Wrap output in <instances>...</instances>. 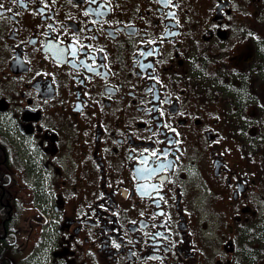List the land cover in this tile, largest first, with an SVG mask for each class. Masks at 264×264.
<instances>
[{"label":"flooded vegetation","instance_id":"af4514ba","mask_svg":"<svg viewBox=\"0 0 264 264\" xmlns=\"http://www.w3.org/2000/svg\"><path fill=\"white\" fill-rule=\"evenodd\" d=\"M264 0H0V264H264Z\"/></svg>","mask_w":264,"mask_h":264},{"label":"rangeland","instance_id":"374dc122","mask_svg":"<svg viewBox=\"0 0 264 264\" xmlns=\"http://www.w3.org/2000/svg\"><path fill=\"white\" fill-rule=\"evenodd\" d=\"M252 89H251V91H264V86L262 85V87L260 88V87H255V86H252L251 87Z\"/></svg>","mask_w":264,"mask_h":264}]
</instances>
